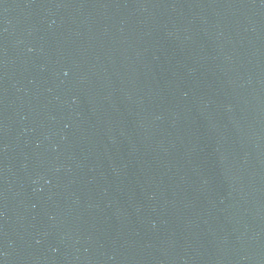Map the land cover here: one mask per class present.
I'll list each match as a JSON object with an SVG mask.
<instances>
[{
    "label": "water",
    "instance_id": "water-1",
    "mask_svg": "<svg viewBox=\"0 0 264 264\" xmlns=\"http://www.w3.org/2000/svg\"><path fill=\"white\" fill-rule=\"evenodd\" d=\"M0 264H264V0H0Z\"/></svg>",
    "mask_w": 264,
    "mask_h": 264
}]
</instances>
